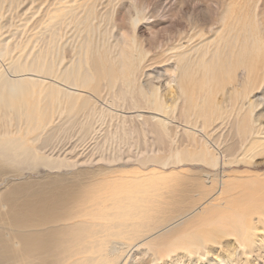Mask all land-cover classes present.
<instances>
[{"label":"bare ground","instance_id":"6f19581e","mask_svg":"<svg viewBox=\"0 0 264 264\" xmlns=\"http://www.w3.org/2000/svg\"><path fill=\"white\" fill-rule=\"evenodd\" d=\"M219 4L187 9L199 40L158 84L140 80V12L114 40L84 30L87 6L50 9L27 52L0 38V264H264V171L227 172L264 164V0ZM59 139L69 153L47 154Z\"/></svg>","mask_w":264,"mask_h":264},{"label":"rangeland","instance_id":"374dc122","mask_svg":"<svg viewBox=\"0 0 264 264\" xmlns=\"http://www.w3.org/2000/svg\"><path fill=\"white\" fill-rule=\"evenodd\" d=\"M229 1L231 0H222V5H226ZM212 5L213 2L210 3L208 0H0V38L8 35L9 38L5 41L11 44L20 41L24 46L22 52H27L36 44L37 33L47 23L50 9L65 6L62 10L63 14L66 8L71 7L72 10H75V7H78L85 14L87 6L90 11L87 14V26H84V30H90L95 39L111 36L110 39L114 40L124 30L130 28V20L140 12L137 24L138 29L142 28L144 33L141 45L147 54L142 64L140 80L145 83V80L148 79L154 84H158L164 80V72L160 70L166 67L167 62L165 61L169 62L170 58L168 54L173 52V47L181 41L185 44L188 42L194 44L199 40L198 35L192 36V32L197 28L194 21L189 19L187 9L193 6H201L204 7L203 11L208 13L207 8L213 9V6H219V0H215V4ZM75 33L76 30L72 26L63 29L62 42L68 48L74 44ZM149 38L151 39L150 41L156 40L154 41L156 46L148 45ZM42 43L43 40L41 38L40 45ZM13 54L17 55L18 50H15ZM66 55L68 59L70 53ZM8 63L9 59H2L0 62L4 69H8ZM158 71H160V74ZM91 97L97 105L107 107L105 90L102 94H94ZM258 107L256 110L258 112L262 110V112L261 116L258 115L260 118L257 117L260 119V124L264 126V103ZM101 122H103V127L107 126V122L104 120ZM72 130L75 133L74 138L78 130ZM95 131L98 135L101 133L98 128ZM223 132L224 123L218 122L202 131L201 135L207 141L218 145V142L222 140L221 135ZM70 148L69 142L66 143V141L59 139L52 145H48L45 151L50 155H64L69 153ZM256 162L251 164L238 162L232 168H227V172L236 176H244L246 173L263 172L264 164H257ZM187 167L189 169L183 170L184 174L199 177L200 180L204 179L205 182L208 180H206L205 172L202 170H207L209 173H217L218 171L204 165H198L196 168H192L190 165H187ZM169 169L170 167H167L165 170ZM45 172L46 168L42 166L36 171L38 174H45ZM203 202L198 203L196 206H199Z\"/></svg>","mask_w":264,"mask_h":264}]
</instances>
